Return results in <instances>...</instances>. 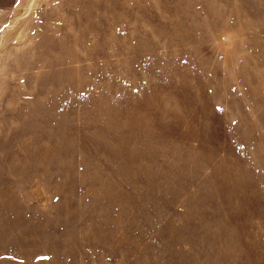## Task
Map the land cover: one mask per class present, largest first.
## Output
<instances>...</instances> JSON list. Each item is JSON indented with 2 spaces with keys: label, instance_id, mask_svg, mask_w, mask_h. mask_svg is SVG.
<instances>
[{
  "label": "rangeland",
  "instance_id": "obj_1",
  "mask_svg": "<svg viewBox=\"0 0 264 264\" xmlns=\"http://www.w3.org/2000/svg\"><path fill=\"white\" fill-rule=\"evenodd\" d=\"M0 264H264V0H0Z\"/></svg>",
  "mask_w": 264,
  "mask_h": 264
}]
</instances>
